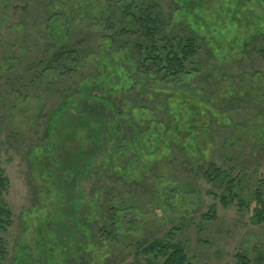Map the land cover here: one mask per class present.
<instances>
[{
	"label": "rangeland",
	"instance_id": "rangeland-1",
	"mask_svg": "<svg viewBox=\"0 0 264 264\" xmlns=\"http://www.w3.org/2000/svg\"><path fill=\"white\" fill-rule=\"evenodd\" d=\"M83 1L93 19L73 18L60 31L56 17L47 20L65 15L62 2L58 9L51 0H0V165L9 180L2 200L15 215L3 264H33L37 224L59 221L48 195L42 202L51 189L40 183L46 171L34 152L48 159L55 128L45 132L61 101L100 104L91 92L103 62L127 71L128 80L101 100L109 121L104 152L76 181L70 206L80 222L57 264H145L138 247L169 233L193 264H237L239 254L264 250V223L252 212L257 189L264 192V36L243 40L242 52L223 61L197 36L202 48L191 75L168 85L154 75L153 44L132 24L127 1L106 3L122 15L109 29L105 0ZM157 2L166 34L185 38L176 0ZM67 49L77 54L58 60ZM167 89L176 92L177 109L165 102ZM112 148L121 150L112 156ZM211 165L230 174L231 193L226 182L206 179ZM112 207L119 235L105 218Z\"/></svg>",
	"mask_w": 264,
	"mask_h": 264
},
{
	"label": "trees",
	"instance_id": "trees-1",
	"mask_svg": "<svg viewBox=\"0 0 264 264\" xmlns=\"http://www.w3.org/2000/svg\"><path fill=\"white\" fill-rule=\"evenodd\" d=\"M51 1V4L53 3L56 8L59 9L61 4H64L65 8V15H51L47 20L50 25L55 17L61 22V24L55 25V30L64 31L67 29L68 24L74 22L73 18L75 22L87 18L93 19L87 8L91 6V2L83 4L80 0ZM58 1L62 3L60 4ZM117 1H127V9L131 11L128 15H130L132 24L138 29L137 31L143 29V37L146 35L151 40L153 48L151 50L152 58L150 59H153L152 69H154V75L156 74L157 80L166 82L168 85H176L181 79L183 80L191 75L190 71L195 58L202 48L197 43V36L198 39L199 37L202 38L204 44L206 43L210 51L220 61L239 55L242 52L241 43L243 40L259 39L264 36V23L262 21L264 18V0H176L175 18L184 28L186 27L184 31L187 35L183 39L166 34L167 27L163 26L164 23L160 17L157 0ZM102 2L104 11H102L101 17L107 19V28L109 29V26L111 28L119 26V22L122 21V15L116 13L119 10V5L117 10L108 11L105 8H107L106 3L110 4V0ZM260 4H262L261 8H259ZM71 7L74 10H71ZM155 38L160 44L154 42ZM138 46L140 51L143 50L140 44ZM259 52L264 59V48ZM68 53L77 54L76 51L67 49L61 50L56 56L59 60ZM72 59L76 60L78 58L73 57ZM99 66L97 68L99 75L95 77L97 86L94 87L95 91L91 92V96L94 97L93 100L96 99L100 104L92 103L90 105L87 101L84 106L83 104L78 105L76 102H71L73 100L63 103L61 101L58 105L59 111L54 110L51 112L47 131L45 132V136H47L48 131L53 134L52 131L55 128L56 139L52 140L53 148H51L48 159L43 157L44 152L40 151L41 149L38 148L34 152L36 158L41 159V165L46 171L44 175L38 176V178L39 180L40 178L43 179L46 186L51 189L48 194L45 192L41 194L42 202L48 195L44 201L51 205L50 212L53 213L50 216L59 221L54 222L55 224L50 221L37 224L34 246L32 247L37 255L33 256V260H35L33 264H57L59 259L67 253L65 251L66 246L76 233V227L73 224L80 222L70 206L74 198L76 181L82 177L87 169L91 168L104 152V136L109 129V121L105 105L101 100L105 98L108 102L115 97L121 90L122 82L128 80V78L126 77L127 71H123L119 67L114 69L104 62ZM142 66L147 65L143 63ZM69 69L70 67L66 66V70ZM114 74L116 75L114 76ZM134 83H137L136 78ZM79 87L81 90L82 83H79ZM79 93L77 92L75 95ZM175 93L168 92L167 89L165 102L177 109L175 105L179 100L173 98ZM186 104L190 106V103ZM190 111L192 112L191 108ZM190 132L188 131L187 134L191 135ZM45 138L41 141L42 143ZM119 150L121 149L112 148L110 154L112 156L118 155ZM110 160L114 161V158ZM205 177L210 180L213 178L214 181H217L216 183L218 181L226 182L229 185L230 193L232 192L234 180L222 167L211 165L206 170ZM8 182L9 180L5 177L0 165V264H3L9 257L10 245L6 236L8 229L14 223L15 217L13 210L2 200ZM40 183H42V180H40ZM224 198L226 197H222L227 202ZM110 209L111 213L105 218L108 220L112 231H116L119 235V213L113 207ZM252 212L254 222L264 223V192H262V187L256 191ZM36 219H40L39 216ZM137 254L145 259V264H193L184 249L183 243L175 242L173 234L170 235V233L163 238L155 239L151 243L140 245ZM237 264H264V250L257 248L252 254H239Z\"/></svg>",
	"mask_w": 264,
	"mask_h": 264
}]
</instances>
